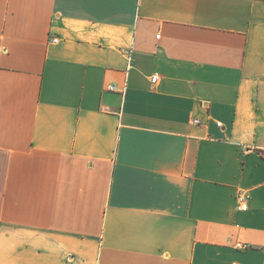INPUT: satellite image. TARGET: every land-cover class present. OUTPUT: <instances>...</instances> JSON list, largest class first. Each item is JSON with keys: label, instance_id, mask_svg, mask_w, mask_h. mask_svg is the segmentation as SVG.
Returning <instances> with one entry per match:
<instances>
[{"label": "crops", "instance_id": "obj_1", "mask_svg": "<svg viewBox=\"0 0 264 264\" xmlns=\"http://www.w3.org/2000/svg\"><path fill=\"white\" fill-rule=\"evenodd\" d=\"M0 264H264V0H0Z\"/></svg>", "mask_w": 264, "mask_h": 264}, {"label": "built area", "instance_id": "obj_2", "mask_svg": "<svg viewBox=\"0 0 264 264\" xmlns=\"http://www.w3.org/2000/svg\"><path fill=\"white\" fill-rule=\"evenodd\" d=\"M54 41H57V39H54ZM159 78H160V75L158 73H156L153 77H152V82L153 83H157L159 81ZM109 89L110 90H116L117 87L115 85H110L109 86ZM200 121L199 120H194V123H199ZM219 126H222V123L218 122L217 123ZM239 198L242 202V205H241V209L243 210H247L248 208V204H247V201H248V198H249V193L247 191H240L239 192ZM250 245L247 244V243H237V247L241 248V249H246L248 248Z\"/></svg>", "mask_w": 264, "mask_h": 264}]
</instances>
